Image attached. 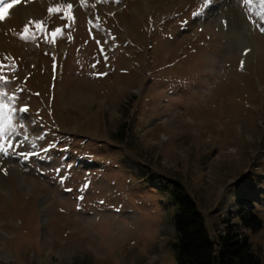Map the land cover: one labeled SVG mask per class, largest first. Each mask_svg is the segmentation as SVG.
Instances as JSON below:
<instances>
[{
    "label": "rangeland",
    "instance_id": "obj_1",
    "mask_svg": "<svg viewBox=\"0 0 264 264\" xmlns=\"http://www.w3.org/2000/svg\"><path fill=\"white\" fill-rule=\"evenodd\" d=\"M224 1L4 0L0 264H177L173 181L264 262V5Z\"/></svg>",
    "mask_w": 264,
    "mask_h": 264
},
{
    "label": "trees",
    "instance_id": "obj_2",
    "mask_svg": "<svg viewBox=\"0 0 264 264\" xmlns=\"http://www.w3.org/2000/svg\"><path fill=\"white\" fill-rule=\"evenodd\" d=\"M173 184L177 205L174 218L177 240L173 249L177 264H264L253 251L248 235L240 231L241 226L254 232L261 229L262 219L257 213L241 214V226L225 219V227L214 238L196 200L181 182Z\"/></svg>",
    "mask_w": 264,
    "mask_h": 264
},
{
    "label": "snow or ice",
    "instance_id": "obj_3",
    "mask_svg": "<svg viewBox=\"0 0 264 264\" xmlns=\"http://www.w3.org/2000/svg\"><path fill=\"white\" fill-rule=\"evenodd\" d=\"M105 2H107V0H105ZM116 2H119V0H116ZM250 2H251V0H244V3H246V4H248V3H250ZM210 3H211V0H205V5L210 4ZM261 4L264 5V0H261ZM7 6H9V5H6V4L4 3V0H0V10H2L3 7H7ZM67 7H68V9H71V8H72V4L69 3V4L67 5ZM55 11H60V7H59V6H56V7H49V8H48V12H49V13H53V12H55ZM113 14H114V13H113ZM69 15H70V13H69ZM258 15H259V14H258ZM248 18H249L250 22H253L254 27H256V28H257L262 34H264V16H261V18H260V22L252 21V18H251V17H248ZM0 19H3V17H0ZM31 23H34V25H35V27H36L37 29H41V28H42V24H43L42 21L37 20V21H33V22H31ZM225 24H226V22H225ZM28 32H29V25L26 24L25 27H24V29H23V34H21V37H22L23 39H27L28 37H27V35H25V34H27ZM60 32H62V29H61L60 27H57V28L53 31V33H52L53 37H55V35H56L57 33H60ZM248 52H250V49H245L244 54L247 55ZM243 65H244V61L241 60V68H242V69H243ZM93 67H95V65H93ZM100 75H107V73H101ZM18 110H19V111H24V112H26V111L28 110V106H26V105H25V106H22V107H20ZM5 144L7 145V147H5V145H0V154L8 155V154L10 153V150H11V149H13L14 147H15V148H18L21 144H23V141H19V142L17 143V142H12V141H11V138H6V140H5ZM15 154H16V155H19V156H21L23 159L27 160V159H29L30 156L33 155L34 153H29V152H16ZM0 172H3V173L6 175V170H5V169H0Z\"/></svg>",
    "mask_w": 264,
    "mask_h": 264
},
{
    "label": "bare ground",
    "instance_id": "obj_4",
    "mask_svg": "<svg viewBox=\"0 0 264 264\" xmlns=\"http://www.w3.org/2000/svg\"><path fill=\"white\" fill-rule=\"evenodd\" d=\"M234 1V0H233ZM224 3H227L228 4V6H230L231 4H233L234 2H232V1H230V0H225L224 1ZM24 9H26V8H24ZM23 9V10H24ZM226 9H224L223 11L225 12V16H226V18H229V17H233L234 16V14H233V12L231 11V10H228V11H225ZM231 20V19H230ZM234 29H235V27H234ZM233 29V30H234ZM230 33H229V35L231 36V38H233V37H235V36H233V31L231 30V31H229Z\"/></svg>",
    "mask_w": 264,
    "mask_h": 264
}]
</instances>
